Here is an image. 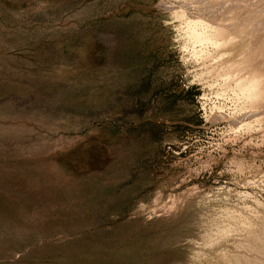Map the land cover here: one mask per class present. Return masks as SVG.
Listing matches in <instances>:
<instances>
[{
  "label": "rangeland",
  "instance_id": "1",
  "mask_svg": "<svg viewBox=\"0 0 264 264\" xmlns=\"http://www.w3.org/2000/svg\"><path fill=\"white\" fill-rule=\"evenodd\" d=\"M0 264H264V0H0Z\"/></svg>",
  "mask_w": 264,
  "mask_h": 264
}]
</instances>
